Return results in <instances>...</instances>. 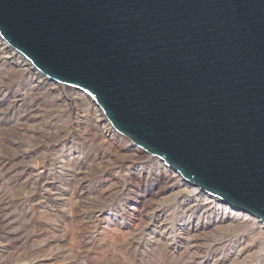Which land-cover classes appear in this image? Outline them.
Here are the masks:
<instances>
[{"label": "water", "instance_id": "water-1", "mask_svg": "<svg viewBox=\"0 0 264 264\" xmlns=\"http://www.w3.org/2000/svg\"><path fill=\"white\" fill-rule=\"evenodd\" d=\"M0 32L135 144L264 222V0H0Z\"/></svg>", "mask_w": 264, "mask_h": 264}, {"label": "rangeland", "instance_id": "rangeland-1", "mask_svg": "<svg viewBox=\"0 0 264 264\" xmlns=\"http://www.w3.org/2000/svg\"><path fill=\"white\" fill-rule=\"evenodd\" d=\"M4 54L0 264H264L245 210L205 208L180 172L162 188L165 161L123 133L108 141L95 97L69 83L60 97L46 74L34 88Z\"/></svg>", "mask_w": 264, "mask_h": 264}, {"label": "bare ground", "instance_id": "bare-ground-1", "mask_svg": "<svg viewBox=\"0 0 264 264\" xmlns=\"http://www.w3.org/2000/svg\"><path fill=\"white\" fill-rule=\"evenodd\" d=\"M0 50H3L5 52L4 57L7 60H9L11 62H13V61L17 62V64L20 65V68L22 69V71L24 73H26L29 77L35 78V82L33 84L34 88H38L39 89L40 87H42L44 85H48L47 84L48 83V78L45 76V74L46 75H49V74L43 72L38 66H36V64L33 62V60L30 59L23 51H21L20 49H18L16 47H13V48L10 47L9 41L6 38H3L1 36H0ZM22 53L25 54L28 58L25 57ZM67 83H69V82L64 81V80H59L58 82H52L53 86L52 85L51 86L55 90L59 91L60 97H63L62 94L67 89ZM69 84H72V83H69ZM87 92L90 93L89 91H87ZM82 94L84 95L85 92H82ZM72 99L74 100V97ZM98 108L99 109L96 110V112H97V121L104 127L106 139L108 141L117 142V140L119 138L118 137V132H120V133H122V132L113 125L112 121L110 120V118L106 114L105 110L103 108H101V107H98ZM112 127H115L116 130L113 129ZM148 156L150 157L151 155H148ZM163 161H165V160H163ZM163 169H164V178H165V180L163 182L164 184L162 185V188L164 187V185L168 186V184H170V182L172 180H174L177 176H181L179 171H177V170L173 171V167L172 166H168V163L166 161L163 163ZM200 189H199L198 186H196L194 184L191 185V188H190L191 197H194V198L199 197L201 195V190H202V189L201 190ZM221 201H224V200L222 198H220L219 196L214 195L213 193L211 194V193L207 192L205 200L201 204L205 208L211 209V208H213V206L215 204H219ZM227 203H226V208L234 209L230 204H227ZM194 204H195V202L191 201L190 204H188V207L189 208L191 206L193 207V206H195ZM238 214L242 215L245 218H250L251 222L255 226H258L259 228H263L264 229V222L258 216H256L255 214H253V213L251 214L249 211L247 212L246 210L245 211L239 210Z\"/></svg>", "mask_w": 264, "mask_h": 264}, {"label": "built area", "instance_id": "built-area-1", "mask_svg": "<svg viewBox=\"0 0 264 264\" xmlns=\"http://www.w3.org/2000/svg\"><path fill=\"white\" fill-rule=\"evenodd\" d=\"M1 35V34H0ZM1 37H3L2 35H1ZM4 38V37H3ZM10 47H12V46H10ZM85 90V89H84ZM97 101V100H96ZM98 102V101H97ZM99 104V103H98Z\"/></svg>", "mask_w": 264, "mask_h": 264}]
</instances>
